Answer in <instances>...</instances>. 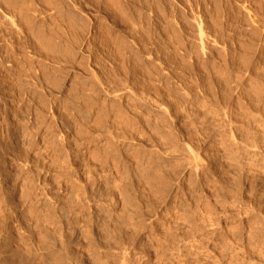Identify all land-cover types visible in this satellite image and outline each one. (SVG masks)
Listing matches in <instances>:
<instances>
[{"label": "rangeland", "instance_id": "rangeland-1", "mask_svg": "<svg viewBox=\"0 0 264 264\" xmlns=\"http://www.w3.org/2000/svg\"><path fill=\"white\" fill-rule=\"evenodd\" d=\"M0 264H264V0H0Z\"/></svg>", "mask_w": 264, "mask_h": 264}, {"label": "bare ground", "instance_id": "bare-ground-1", "mask_svg": "<svg viewBox=\"0 0 264 264\" xmlns=\"http://www.w3.org/2000/svg\"><path fill=\"white\" fill-rule=\"evenodd\" d=\"M193 155H195V154H193ZM193 158V157H192ZM198 159V158H197ZM197 159H195V160H197ZM199 161V160H198ZM192 162V161H191ZM194 162V161H193ZM196 162V161H195ZM195 164V163H194ZM196 164H197V162H196ZM196 168H197V166H196Z\"/></svg>", "mask_w": 264, "mask_h": 264}]
</instances>
